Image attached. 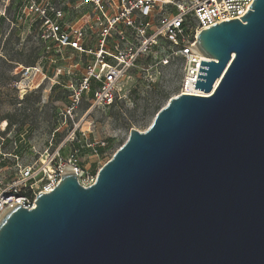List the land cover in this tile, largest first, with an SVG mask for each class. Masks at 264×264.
<instances>
[{
  "label": "water",
  "instance_id": "water-1",
  "mask_svg": "<svg viewBox=\"0 0 264 264\" xmlns=\"http://www.w3.org/2000/svg\"><path fill=\"white\" fill-rule=\"evenodd\" d=\"M202 30L172 97L83 187L0 218V264H264V0Z\"/></svg>",
  "mask_w": 264,
  "mask_h": 264
},
{
  "label": "built area",
  "instance_id": "built-area-1",
  "mask_svg": "<svg viewBox=\"0 0 264 264\" xmlns=\"http://www.w3.org/2000/svg\"><path fill=\"white\" fill-rule=\"evenodd\" d=\"M254 0H23L18 6L19 19L32 16L29 30H36L41 42H49L58 54L73 52L79 56L83 72L70 86V103L66 113L87 98L91 109L110 107L130 101L120 87L121 80L144 58L160 66L180 65L182 80L179 94L194 89L200 61L210 59L198 55L193 45L202 30L227 20H240ZM144 69L141 67V70ZM24 89L39 87L44 77L39 66L19 70ZM196 90V89H195ZM77 138V129L67 134L64 143ZM51 139L33 164L21 167L8 180L0 179V218L21 205L32 209L40 193L50 192L62 174L73 172L94 178L80 165L78 150L55 149ZM105 142H89L84 147L98 156L96 147Z\"/></svg>",
  "mask_w": 264,
  "mask_h": 264
},
{
  "label": "rangeland",
  "instance_id": "rangeland-1",
  "mask_svg": "<svg viewBox=\"0 0 264 264\" xmlns=\"http://www.w3.org/2000/svg\"><path fill=\"white\" fill-rule=\"evenodd\" d=\"M20 5L23 0H0V179L8 180L21 167L33 164L51 139L53 149L62 145L66 153L78 150L81 168L95 179L129 131H145L156 113L179 95L182 69L178 64L160 66L144 58L120 82L130 101L91 109L83 98L69 116L70 86L83 72L81 64L75 65L79 56L73 52L60 55L51 43L41 42L36 30L28 29L33 17L19 19ZM31 65L39 66L44 74L35 90L19 84V70ZM73 128L76 140L63 144ZM89 142H105L108 148L95 156L84 147ZM79 181L87 184L89 180L81 177Z\"/></svg>",
  "mask_w": 264,
  "mask_h": 264
},
{
  "label": "trees",
  "instance_id": "trees-1",
  "mask_svg": "<svg viewBox=\"0 0 264 264\" xmlns=\"http://www.w3.org/2000/svg\"><path fill=\"white\" fill-rule=\"evenodd\" d=\"M31 66H33V65H31ZM55 87H57V86H55ZM107 148H108V145H106V143H105L104 147H96V152L98 153V155L102 156ZM1 165H3V164H0V166Z\"/></svg>",
  "mask_w": 264,
  "mask_h": 264
},
{
  "label": "bare ground",
  "instance_id": "bare-ground-1",
  "mask_svg": "<svg viewBox=\"0 0 264 264\" xmlns=\"http://www.w3.org/2000/svg\"><path fill=\"white\" fill-rule=\"evenodd\" d=\"M189 93L194 95H203L201 91L195 89L190 90Z\"/></svg>",
  "mask_w": 264,
  "mask_h": 264
}]
</instances>
